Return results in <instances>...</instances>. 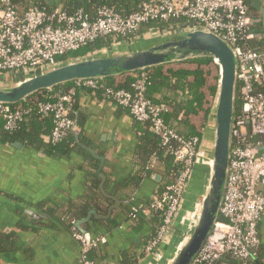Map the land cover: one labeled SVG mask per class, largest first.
I'll return each instance as SVG.
<instances>
[{"label":"built area","instance_id":"1","mask_svg":"<svg viewBox=\"0 0 264 264\" xmlns=\"http://www.w3.org/2000/svg\"><path fill=\"white\" fill-rule=\"evenodd\" d=\"M182 20L172 28L159 27L151 33L177 29H204L224 39L239 60L237 100L234 117L230 173L221 215L207 243L193 264H220L231 258L239 264H251L262 246L259 226L264 216V50L252 45L258 36L249 14L248 0H148L139 11L122 16L107 7L89 14L83 10L66 12L61 6L52 11L36 6L21 13L12 0H0V74L33 70L61 62L90 44L113 35L123 41L135 38L149 22ZM118 44L114 42L112 45ZM215 64V63H214ZM103 80L74 82L67 93L55 100L38 104L42 116H52L54 126L49 142H62L75 128L71 118L75 97L80 89L103 90V97L127 110L136 122L148 124L161 145L174 159L177 175L174 182L152 198L150 205L131 204L129 218H150L161 213V225L142 249L151 257L165 243L181 210L199 154L201 138L178 134L165 121L167 106L154 103L148 96L151 81L142 73L133 90L106 87ZM22 103H0V117L5 131L13 132L23 121ZM152 158L146 173L152 171ZM133 199V198H132ZM127 203H133V200ZM73 222V236L81 248L80 264H108L90 259V254L107 243L104 236L80 233Z\"/></svg>","mask_w":264,"mask_h":264},{"label":"crops","instance_id":"2","mask_svg":"<svg viewBox=\"0 0 264 264\" xmlns=\"http://www.w3.org/2000/svg\"><path fill=\"white\" fill-rule=\"evenodd\" d=\"M84 2L78 0L77 6ZM49 4L62 7L58 0H49ZM248 6L258 36L252 45L264 50V0H248ZM150 34L151 30L141 31L132 39ZM186 63L165 67L180 65L172 69H187ZM127 75L114 77L115 84L124 83ZM203 90L207 118L205 113L191 118L201 139L213 104ZM75 110L79 124L71 131V146L59 153L43 152L1 131L0 231L13 236L15 243L13 249L0 253V264H80V244L62 218L68 210L79 216L77 221L95 212L82 227L93 236L107 238L105 245L92 252L97 262L124 264L131 258L138 264H151V257L144 256L142 249L153 234L152 218L135 223L129 218L128 206L152 200L164 177L157 168L145 173L138 186H129L141 166L140 124L114 101L88 90H79ZM131 199L133 203H127ZM84 205L93 207L83 214ZM112 206L116 207L109 215ZM259 231L262 248L257 264H264V216ZM220 264L238 262L226 258Z\"/></svg>","mask_w":264,"mask_h":264},{"label":"water","instance_id":"3","mask_svg":"<svg viewBox=\"0 0 264 264\" xmlns=\"http://www.w3.org/2000/svg\"><path fill=\"white\" fill-rule=\"evenodd\" d=\"M197 59L213 60L219 67V82L181 210L165 243L151 256V264H193L220 218L230 173L237 108L239 60L234 49L208 30L181 28L122 41L92 55L37 69L0 74V103L17 105L65 84L106 80ZM153 178L161 181L158 175ZM114 207L109 209V215ZM93 213L76 222L80 233H88L82 226Z\"/></svg>","mask_w":264,"mask_h":264},{"label":"trees","instance_id":"4","mask_svg":"<svg viewBox=\"0 0 264 264\" xmlns=\"http://www.w3.org/2000/svg\"><path fill=\"white\" fill-rule=\"evenodd\" d=\"M15 6L19 9L21 13L25 12L29 7L36 6L39 8H45L49 11L54 9L53 6L49 4V0H12ZM62 5V8L68 13H74L79 10H83L89 14H95L99 8L107 7L115 10L122 16H129L140 10L142 4L148 0H85L81 7H78V0H58ZM182 20H171L169 22H149L141 27L140 32L157 30L159 27L172 28L175 25L181 23ZM123 41V37L119 35H113L105 39H100L89 46L66 56L60 61H65L70 58H78L83 56H88L97 53L98 51L110 47L114 42L120 43ZM189 64H196L195 68H181L174 70L169 68L165 70V66L155 67L146 71L136 72L127 75V80L119 85H116L114 78L103 80L102 82L106 87L133 90V84L140 77L142 73H147L151 81V86L148 92L149 98L156 104H162L168 107V111L165 113V121L174 129L178 134L185 137H200L201 133L198 131L197 127L191 122L193 116H197L199 113H205V119L208 115V110L205 108L207 104V95L203 89H208L210 95L214 96L216 92L215 86H208L207 77L211 74L210 70H206L204 66L214 65L212 59H197L188 61ZM73 83L65 84L53 91H44L38 93L26 101L22 102L25 109L29 110L28 114H25L23 121H21L13 132L5 131V121L0 117V134L4 130L6 135L12 140L20 141L28 146L34 147L46 153L55 154L64 151L63 147L71 146V133L59 144H52L49 142V137L52 132L54 122L52 116H42L38 112L37 106L40 103L50 102L55 100V95L65 94L68 90L73 87ZM88 90V89H83ZM94 92L93 90H88ZM260 91L264 92V87L260 88ZM79 92V91H78ZM97 93L103 96V90H98ZM77 96L75 97V102L71 110V118L76 121V126L79 124V119L76 115V102ZM240 100H237V110L239 108ZM140 124V130L138 131L140 141L138 154L141 157V166L139 170L130 180L129 186H138L146 173V168L150 163L152 158L156 159V165L152 169L155 171L157 168L161 169V173L164 177L163 182L160 184L157 193H161L164 189L171 185L177 175V166L174 164L173 157L168 154V152L161 145V141L157 135H155L149 129L148 124L137 122ZM204 125V124H203ZM202 125V126H203ZM264 142V138L262 139ZM74 144V143H72ZM133 193L130 194L129 198L132 197ZM152 200H150L146 205H150ZM128 206V205H127ZM89 207L84 205L82 208L83 214L88 211ZM132 210L128 206V215L130 216ZM63 222L68 223L69 229L73 234V222L79 219L78 215H75L71 210L63 213ZM150 224L152 227L153 234L149 237V241L158 231L161 225V213H152ZM144 218H139L137 223L142 222ZM15 240L13 236L6 235L0 231V253L13 249ZM262 246L259 248L258 256L260 257ZM94 251V250H93ZM92 251V252H93ZM92 252L90 254V259L95 260L92 257ZM257 258L253 259L251 264H257ZM96 261V260H95ZM124 264H138L136 261L127 260ZM239 264V263H238Z\"/></svg>","mask_w":264,"mask_h":264},{"label":"rangeland","instance_id":"5","mask_svg":"<svg viewBox=\"0 0 264 264\" xmlns=\"http://www.w3.org/2000/svg\"><path fill=\"white\" fill-rule=\"evenodd\" d=\"M71 59V58H70ZM178 66L180 65H174V66H169V67H165V70L167 71L169 68H177ZM184 66L186 67H189V68H195L197 65L196 64H189V63H186L184 64ZM204 68L206 70H210L211 74L207 77L208 79V86H217L218 85V82H219V67L216 66L215 64L213 65H209V66H204ZM207 93H208V98L210 100V102L214 100V97L212 98V96L210 95V91L207 89L206 90ZM203 117V116H202ZM203 119L200 120V122H202Z\"/></svg>","mask_w":264,"mask_h":264}]
</instances>
